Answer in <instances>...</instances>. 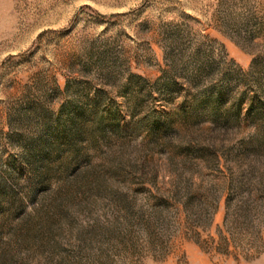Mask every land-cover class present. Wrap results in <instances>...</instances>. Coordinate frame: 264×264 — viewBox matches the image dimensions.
Instances as JSON below:
<instances>
[{
    "label": "rangeland",
    "instance_id": "1",
    "mask_svg": "<svg viewBox=\"0 0 264 264\" xmlns=\"http://www.w3.org/2000/svg\"><path fill=\"white\" fill-rule=\"evenodd\" d=\"M0 264H264V0H0Z\"/></svg>",
    "mask_w": 264,
    "mask_h": 264
}]
</instances>
